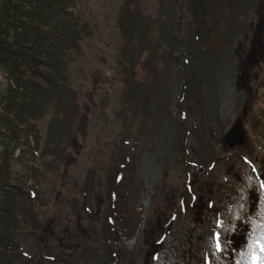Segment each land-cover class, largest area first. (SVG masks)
I'll use <instances>...</instances> for the list:
<instances>
[{"label": "rangeland", "instance_id": "rangeland-1", "mask_svg": "<svg viewBox=\"0 0 264 264\" xmlns=\"http://www.w3.org/2000/svg\"><path fill=\"white\" fill-rule=\"evenodd\" d=\"M80 13L89 30L80 27L84 57L76 59V80L95 104L85 109L83 99L72 101L65 118L77 114L78 124L59 127L53 138L57 151L70 146L63 161L52 157L48 137L38 143L41 160L29 154L22 146L30 144L27 130L19 148L0 158V262L109 264L117 251L121 264H201L192 254L210 243L205 197L215 191L218 204L230 192L235 197L215 264H242L254 220L264 242V194L239 157H254L264 179V0H84ZM120 37L127 48L119 67ZM105 46L113 53L103 59ZM0 77L1 91L2 71ZM228 153L235 157L221 163ZM212 161L216 171L227 167L231 186L191 170L199 196L193 207L185 163L208 170ZM29 163L41 169L37 175ZM122 165L125 176L116 184ZM178 196L186 197V211L180 208L157 244Z\"/></svg>", "mask_w": 264, "mask_h": 264}, {"label": "trees", "instance_id": "trees-1", "mask_svg": "<svg viewBox=\"0 0 264 264\" xmlns=\"http://www.w3.org/2000/svg\"><path fill=\"white\" fill-rule=\"evenodd\" d=\"M83 6L84 0H0V71L4 73V88L0 91V158L19 148L25 130L30 144L23 143V147L38 148V143L44 144L41 136L43 140L48 137L45 144L53 150L52 157L62 161L66 158L70 146L57 151L54 146L60 144L53 138L59 136V127L78 124L77 114L65 118L72 101L83 99L85 109L95 104L94 94H84L88 90L76 80L81 73L78 63L84 57L79 43L84 30L80 27L89 30V21L80 13ZM120 38L123 46L119 67L123 64V48H127L125 37ZM107 47H101L103 59L105 54L113 53ZM96 71L90 73L96 75ZM106 79L113 81L114 74L106 73ZM112 152L115 157L119 149ZM35 164L30 163L34 174L41 170ZM82 196L89 200V195Z\"/></svg>", "mask_w": 264, "mask_h": 264}, {"label": "snow or ice", "instance_id": "snow-or-ice-1", "mask_svg": "<svg viewBox=\"0 0 264 264\" xmlns=\"http://www.w3.org/2000/svg\"><path fill=\"white\" fill-rule=\"evenodd\" d=\"M254 245L259 248L260 255L254 257L253 264H264V243L254 242ZM217 247H219L218 244Z\"/></svg>", "mask_w": 264, "mask_h": 264}]
</instances>
